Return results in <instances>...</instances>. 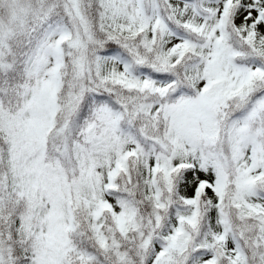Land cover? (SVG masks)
<instances>
[{
  "label": "snow or ice",
  "instance_id": "snow-or-ice-1",
  "mask_svg": "<svg viewBox=\"0 0 264 264\" xmlns=\"http://www.w3.org/2000/svg\"><path fill=\"white\" fill-rule=\"evenodd\" d=\"M0 264H264V0H0Z\"/></svg>",
  "mask_w": 264,
  "mask_h": 264
}]
</instances>
